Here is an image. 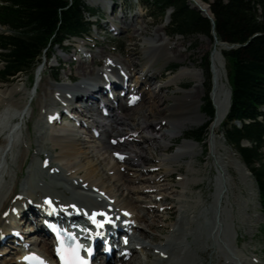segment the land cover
<instances>
[{
  "label": "bare ground",
  "instance_id": "obj_1",
  "mask_svg": "<svg viewBox=\"0 0 264 264\" xmlns=\"http://www.w3.org/2000/svg\"><path fill=\"white\" fill-rule=\"evenodd\" d=\"M87 1L93 6L101 5L104 9L111 8L110 0H107V3L103 0ZM194 2L208 13L203 3L202 5L200 4L201 2ZM169 15V13L166 14L165 19L169 20ZM121 17L123 16L120 15L119 19ZM137 17L138 13H135L130 19H125L126 23H128L125 25L126 28L116 27L113 20H110L113 24H108H111L112 28L118 32L119 30L120 32L121 30L125 32L130 26L129 23H135L134 19ZM142 28L134 27V33H140ZM165 35L169 39L168 34ZM84 46L82 45V47ZM166 47H172V44L168 43L165 37H162L157 43L152 40L144 41L141 52L146 59V63L141 75L132 69V64L129 62L126 65L121 63L119 57L111 55V52H108L111 53L108 55H99L104 62L105 68L103 67L101 70H95L89 74L86 73L88 68L85 69L84 66H92L97 60L98 55L97 53L94 55L81 53L80 58L86 59L89 62L85 64L79 61L76 70L78 75H82V79L77 83H72L73 80L69 75L64 76L66 82L56 83L59 80L52 75L50 77H53L52 81L54 82L48 80L42 85L43 69L41 68L38 71L37 83V87H41V96H38L36 106L33 108L31 104L26 106L23 103V98H16V95L23 93L25 86L22 88L14 85L10 88L6 86L5 89L0 88V264H24L21 254H18L16 259L12 261L2 257L3 254L11 252L20 253L26 251V253H39L46 258L52 256L48 243L37 238L29 240L25 238L26 234L23 236L25 230L22 231L21 225L24 223L30 224L27 233H38L46 236L47 232L41 225L43 220L52 223H62L67 218L66 216H72L87 222L89 216H92L94 213H96L95 216L98 220L103 222L110 220L115 224L114 227H118L125 232L127 243L122 245L116 240L114 234L110 233L111 227H106L105 225L103 231H105L106 236L97 244L96 254H102L103 252L101 242L116 249L117 251L108 256L109 264H124L127 259L129 263L137 264L139 260L135 256L138 250L145 254L147 260L144 263L139 262L140 264H200L201 257L199 254L203 251L212 252L215 264H256L253 260L240 256L235 250L234 244L236 239L235 233L232 231V208L230 209L231 204L228 196V193L234 189L235 184L227 169L233 167L241 183L244 185H251L252 182L248 177L247 170L235 158H232L229 152H225L224 157L214 156L219 153L220 149L224 151L226 149L218 145L213 137L210 139V147L214 156L213 160L214 166L217 168V175L215 177V190L211 196V203L206 210L200 212L203 216L205 214L210 215V219L207 222L205 221L206 224L204 223L207 226V232L205 233L206 238L202 245L196 244L195 241H188L192 232L190 225L193 223V219L197 217H191L193 213L186 205L180 206L178 211L180 218L174 222L173 229L170 231L171 235L166 240L165 238L154 237L155 235L152 236L153 233H157V230L159 231L162 228H159L160 226H157L154 221L149 219L161 223L163 220V217L157 216L155 210L157 209L159 213L164 212L172 215L173 209H162L163 205L161 208L159 205L154 206V208L150 206V208L146 209V212L148 211L151 214L136 215L134 213L135 208L139 206L143 208L144 206L138 201H128L118 211L115 208L116 205H110V203L114 204V200L113 202L111 200L116 197L108 192L101 194L104 192L103 186L107 183L105 180H101L97 184H90L88 181H85L81 185L79 183L78 185H74L71 182V189H69L66 186L67 180L64 178L65 175L62 176L60 174L62 169H59V167L53 169L54 171L50 169L51 162L47 159L49 157L45 156V149L43 147L36 150L35 153L36 162L38 164L41 163L42 166L40 167L39 165L34 177L30 175L33 174V171L27 173L24 183L20 186L19 193H17L19 187L17 175L18 173L21 174V170L29 158V152L32 147L30 144L26 147L24 141L21 139L23 136V126H25L26 136L30 134L26 119L29 122L35 113V109H38L37 116L40 117V122L43 120L41 125L43 124L44 128V131L34 130V132L36 131L35 138L38 140L42 136H46L45 134L48 133L50 126L59 124V118L64 116L65 111L69 110L71 113L77 112L74 104L75 100L82 105L80 106L81 110L76 113L79 120L69 118L70 121L73 124L77 122L79 125H83L84 120L87 123L90 122L91 127L88 129V132L92 135V138H96L97 141L102 143L104 149L110 151L112 157L122 156L120 165L119 162H115L117 168L112 169V171L114 170V174L112 175L117 183L120 182L123 186L128 187L127 185L129 184L133 185L142 181L146 190H154V183L156 184L157 181L166 179L167 176H162L158 180L152 177L141 180L143 177H141V174L145 172L144 163L153 161V158H151L153 155H150L149 149H153L155 153L168 152L173 140L183 137L186 125L202 124L206 117L201 111L204 82L202 80V71L200 70L181 67L174 78L168 82V84L174 83L183 78L194 80V87L191 90L182 92L181 97L165 95L162 99H157L154 91L150 94H144V90L141 89L142 86H146L148 81H150V78H147V76L158 60L168 62L174 59L173 53L168 52ZM222 50H224V46L217 43L210 56V70L213 82L211 100L214 106V117L210 123L212 133L226 120L231 97L230 88L228 89L221 81L224 68L221 55ZM151 79H154V77ZM3 84L5 83L3 82ZM37 87L36 93L38 91ZM167 88L166 85H162L158 88V92L161 93L160 91ZM101 98L103 99L101 100ZM167 101H171L172 104L164 107V103ZM134 103L135 107L131 108ZM53 109L59 112H52ZM103 110H106L105 114ZM16 117H19L17 121ZM99 130L102 131L99 132ZM93 131H97V133L94 135ZM141 134H156L157 137L151 136L147 139L146 137H142ZM189 138L190 136L182 138L181 148L170 157L164 156L161 160L162 162L160 161L162 164H168L167 173L177 171L175 166L179 165V160L185 156H189L190 158L195 156L197 143L190 142ZM67 143H61L65 144L60 149V154L63 155L61 156L64 159L76 155L75 146ZM9 156L13 158V168L10 165L9 167L7 166V158ZM122 167H126L124 171L120 170ZM138 167H140V170H138ZM164 167H166L165 164ZM133 168L135 169L133 170ZM10 169L14 176L9 178L8 184H6L4 174ZM126 172H133V175ZM133 176H135V179ZM35 177L41 178L43 182L40 183L43 186L45 185L46 188H50L46 191L51 190L56 195L67 193L66 196L69 195V200L57 201L53 199L57 197L44 195L39 185L35 184ZM168 177L172 178V176ZM87 180L89 179L87 178ZM178 181V186L186 188L190 183V181L183 178H179ZM29 184L32 185L31 188ZM29 188L32 193H37L38 196L31 194ZM135 190L138 191L137 193L141 191L138 188H135ZM162 190L161 188H156L153 193L161 195L160 191ZM164 190H167V188L164 187ZM17 194L19 197H15ZM98 195H102V197L100 196L99 198ZM48 200L55 206V209L52 210L54 212L50 211L51 209L45 204ZM157 201L160 202L161 200ZM168 201L171 203L169 199H162L163 203H168ZM238 205L240 206L241 204L238 203ZM151 208L152 211L149 212ZM83 212H86V214L83 215ZM241 212L240 210L239 213ZM100 213H103V216ZM122 219L135 224L130 227L131 233L128 230V225H131V223L123 224ZM243 219L245 218L242 216L241 222L245 224L246 221H243ZM249 220L248 217L247 221ZM139 223L144 224L145 229L140 231L141 233L137 237L136 233L139 231ZM14 233L23 236L24 240L22 242L17 240ZM27 235L30 236L31 234ZM4 238L6 239L5 242L1 243V239ZM106 239L108 240L106 241ZM148 239L150 240L149 243L146 242ZM122 252L123 255L121 256ZM151 253L155 257L153 262L149 260ZM118 254L119 257L117 256ZM211 264H214L213 261Z\"/></svg>",
  "mask_w": 264,
  "mask_h": 264
},
{
  "label": "rangeland",
  "instance_id": "obj_2",
  "mask_svg": "<svg viewBox=\"0 0 264 264\" xmlns=\"http://www.w3.org/2000/svg\"><path fill=\"white\" fill-rule=\"evenodd\" d=\"M103 1L107 3V0H103ZM110 1H111L110 2L111 8L104 9L103 7H101V5L93 6L87 0H83L84 4L87 7L92 8L97 12L93 17L91 16L89 17V15L85 14L86 19L91 20L92 22H96L94 23V26H92L91 34L88 37L89 40H83V41L75 40V42L73 40L70 42H66L63 46L64 48L62 47V49L59 48L55 49L54 51L55 56L51 58L48 62L43 61V63L40 64L38 68H35L32 72L28 71L26 73L18 75L16 79L17 78L19 79L17 80L15 79V81H11L5 84L0 82V88L2 89H5L6 87L10 88L14 85L20 86L22 88L25 86V90L23 91V93L16 95V98L17 97L23 98V103L26 104V106L31 104L33 108L36 106V101L38 99V96L39 97L41 96L40 95L41 87H37L38 73L37 75H35L36 71H39L41 68L43 69L42 82H41L42 85L44 84V82L48 80L52 81L53 77L59 80L56 83L66 82V79L64 77L65 75H69L72 78L73 80L72 83L80 82V80L82 79V75L81 74L78 75V72L76 70V68L79 65V61L85 64L89 62L86 61V59L80 58V55L83 52L84 54L87 55L90 54L94 55L95 53H97L98 55L97 60L92 66L90 65L84 66L85 69L88 68L86 71V73L88 74L95 70L96 71L101 70L104 67V62L102 61V58L99 55L103 56L105 54L108 55L112 53L111 55L119 57L121 63L126 65L129 62L130 64H132V69H134L137 73H139V75H141L143 71L142 69L144 68L146 63V59L141 52L144 46V41L152 40L157 43L159 40H161L162 37H165L168 43L172 44V47H168V48L166 47V49H168V52L173 53L174 59L169 60L168 62L158 60L156 64L152 67L150 74L147 76V78H150L149 79L150 81H148L146 86H142L143 88L141 87V89L144 90V94H150L154 91L155 93L154 95L155 97H157V99H162L163 96L165 95L167 96L174 95L181 97L182 92L191 90L194 87L193 86L194 80L191 78H183L174 83L168 84V82L172 78H174V76L178 73L181 67H187L188 69L195 68L197 70L202 71V80L204 82V87L202 89L203 97H202L201 111L203 114H205L204 108L206 107V103L210 101V104L211 105L213 104L211 100L213 82H212V74L210 70V56L215 48V44L213 43V40H210L204 36L183 38L181 36L167 35L170 39L169 40L165 35L169 33L168 25H167L169 24V20L165 19L166 16L160 17L157 15H152L150 11H148L146 8H144V6H142L139 0H110ZM194 1L200 3V1L198 0H194ZM204 7L206 8L205 5ZM114 10L115 13H112ZM135 13H138V17L134 19V21L136 22L133 24L129 23L130 26L128 25L129 27L125 32H122V30L121 32L120 30L118 32L112 28L111 24H108V23L113 24V22H110V20H113L115 21L114 24L116 25V27L126 28L125 25H127L128 23H126L125 19L127 18L130 19ZM168 13L170 14L171 12L168 11L167 14ZM120 15H122L124 18L121 17L119 19ZM130 22L132 21L130 20ZM134 27L137 28L143 27V28L140 33L135 34ZM5 31H6L5 28L0 27V34ZM72 43L75 47L74 46L70 47ZM82 45L85 46L82 47ZM63 49L70 50V53L68 54L63 52L64 51ZM223 51L225 50H222V52ZM119 54L122 57L118 56ZM222 60L224 63V68L222 71L221 81L222 84L229 89L230 86H229V80L227 74V63L224 60L223 56H222ZM175 66L178 67L175 68ZM1 69H2V64L0 63V71ZM52 75L53 77L51 78L50 76ZM153 77L154 79H151ZM162 85H166V88L167 87L168 88L163 90L164 92L160 91L161 93H159L158 88ZM35 87H37L38 89L37 93L34 90ZM102 99L103 98H101V100ZM74 104H75V108L77 109V112L80 111L81 110L80 106L82 105L79 104L77 100H75ZM171 104H172L171 101H167L164 103V107L170 106ZM134 105L135 103L131 106V108L135 107ZM54 111L57 110L53 109L52 112ZM77 112L74 111L71 113V116H73L74 119L75 118L78 119L76 114ZM37 114H38V109H35V113L31 118V120L28 122L27 121L28 119H26V124L28 125L30 130V134L28 136H26L25 134V126H23L22 128V133H23L22 141H24L26 147L29 144L32 147L29 152V158L21 170V174L18 173L17 175L19 181V187L17 189V193H19L20 186L24 183V179L27 173L33 171V174L30 175L34 177L36 176L35 175L36 170H38L39 165L40 167L42 166L41 163L38 164L36 162L35 153L36 150L40 148L42 149L43 147L45 149V156L49 157L47 159H49V162H51L50 169L52 171H54L53 169H55L56 167L62 169L60 174L62 176L65 175L64 178L65 180H67L66 186L69 189H71L70 188L71 182H73L74 185H78V183L81 185V183L85 181H88L90 184L92 183L97 184L98 182H101V180H105L107 183H105V185L103 186L104 192H102L101 194L108 192L112 196H115L116 198L111 200L112 202L114 200L113 202L114 204L110 203V205H116L115 208L118 211L122 209L123 208L122 205L125 202L127 203L128 201H132V202L138 201L139 203H142V205L144 206L143 208L140 206L135 208L134 213L136 215L147 214L148 211L146 212V209L150 208V206L154 208V206L159 205L161 208L163 205L162 209H173L174 212L172 215L170 213L168 214L164 212L159 213L157 209H156L157 211L155 210L157 216L159 215L163 217L162 223L156 222V220L153 219H149L151 221H154V223L157 226H160L159 228H162L161 230L159 229V231L157 230V233H153L152 236L155 235L154 237L165 238V240L171 235L170 231L173 229L172 227L174 222H176L180 218L178 212L180 206L186 205L187 208L191 210L193 213L191 217L192 218H195V216L197 217L193 219V223L190 225V229L192 232L188 241L190 242L195 241L196 244L199 245H202L203 242L205 241L206 238L205 233L207 232L206 231L207 226L204 225V223L205 221L207 222V220L210 219L209 217L210 215L205 214V216H203L201 215L200 212H202V210L203 211L206 210V208L209 207L212 199L211 196L213 195L215 190L214 183H215V177L217 175V168L216 166H214V160H213L214 156L224 157L225 152H229L230 156L232 158H235L246 169V167L241 162L235 150L227 144V142L225 141L222 135V130L226 123V120H224L214 133L211 132V127H210L209 134L206 137L202 138L203 142L196 144L191 140L190 142H193L197 145V148L195 149V156L192 158H190L189 156H185L184 158L179 160L180 166L179 165L175 166V169H177V171L167 173L166 170H168L167 169L168 164L163 162L166 165V167H164V164L161 163L162 158L164 156L170 157L171 155L175 154L178 151V149L181 148L183 141L182 138L187 136L193 137V135L197 136L195 131L200 132L201 130H203V128L206 125L210 124L211 119H208L207 117L204 116L205 117L204 123L186 125V129L183 133V137L173 140L172 144L170 145L171 148L169 149L168 152L155 153L153 149L152 150L149 149V151L151 152L150 155L151 154L153 155L151 157L153 158V161L149 163H144L143 166L145 168V172L144 174H141V177L143 176L141 180L149 179L150 177L156 178L158 180V178H162V176L163 177L167 176L166 179H161L157 181L156 184L154 183L153 187H155V189L156 188L163 189L162 191H160L161 195H156L155 193H153L155 189L146 190L145 187L143 186L142 181H139L137 184H133V185L129 184L127 185L128 187H126L123 186L122 183L120 182L117 183L114 180V176L112 175L114 174L113 172L114 170L112 171V169L117 168L115 162L116 163L119 162L120 165L122 156L112 157L110 151L104 149L102 143L97 141L96 138H92V135L88 132V126H90V122L87 123L86 120H84L83 125L81 124L79 125V127H76L75 124H73L71 121L68 122L66 118L63 119L60 117L59 124L57 126H50L48 133L45 134L46 136H42L40 139H38L39 140L38 141L37 138H35L36 131L37 130L44 131V128H43V124L41 125V122L43 123V120H41L40 122V117H38ZM38 121L40 122V126ZM34 130L36 131L34 132ZM101 131L102 130H99V132ZM93 132L95 134L97 133V131H93ZM141 135L142 137H146L147 139L151 136L157 137L156 134L153 135L141 134ZM211 137L214 138V140L218 145L224 147L226 151L220 149L219 153L213 156L210 147ZM62 142H68L67 144L74 145L76 155L68 159L62 158L63 155L60 154L61 153L60 149L61 147L65 146V144H61ZM243 145L248 146L247 143H243ZM12 160H13L12 156H9L7 158L8 167L10 165L13 168L14 165ZM125 168L126 167H122L120 168V170L124 171ZM134 169L135 168H133V170ZM138 170H140V167H138ZM227 171L229 175H231L232 180L235 184L234 189H232L231 192L228 193L230 199L229 201L231 204L230 209L232 208L231 209V215L233 218L232 231L235 233V239H236L234 244L235 250L240 256L248 260L251 259L256 264H264V218L263 215L261 214V208L258 201V193H257L256 185L248 171H247L248 177L252 182L251 185L248 184L244 185L243 183H241L233 167L228 168ZM6 172L7 173H5L4 175L5 176L7 175L6 184H8L9 178H12L14 175L11 169ZM126 173L133 175V172L132 173L126 172ZM168 176H172V178H169ZM87 178L89 180H87ZM133 178L135 179V176H133ZM179 178H183L184 180L190 181L187 188L184 186H178ZM34 179H35L34 181L35 184L39 185L40 190L43 192L44 195L57 197V198H53L57 201L69 200L68 199L69 195L66 196L67 193L64 194L65 195L64 197V195L61 194L56 195L51 190L46 191L47 189L50 188H46L45 185L43 186L40 183L43 182V180H41V178L38 177H35ZM107 180L111 182L109 183ZM29 187L31 188L32 185L29 184ZM164 187H166L167 190H164ZM30 188H29V192H31V194H33L34 196H38L37 193H32V191H30ZM135 188L141 190L139 191L140 193H137L138 191L135 190ZM184 188H186V190H184ZM73 192L75 191L73 190ZM98 196L102 197V195H98ZM15 197H19V195L17 194V196ZM233 197H235V199H233ZM159 199L161 200L160 202L157 201ZM162 199L163 200L169 199L171 200V203L169 201L168 203H163ZM238 203H240L241 205L239 206ZM152 208L151 210L149 209V212L152 211ZM240 210L242 211L241 212L242 214L239 213ZM200 215L201 217H199ZM242 216L245 218L243 219V221H246L245 224L241 222ZM248 217L250 219L249 221H247ZM127 223H131V222L127 221ZM29 225L30 224L27 225L26 223L21 225L22 231L25 230L23 236H25L24 234H27V229L30 227ZM132 225L135 224L131 223V225L128 226L129 230ZM139 225H140V227L138 228L139 231H137L136 233L137 237H139L141 233L140 231L145 229L144 224L139 223ZM130 231L132 232V230ZM25 238L29 240H35L36 236L34 234L30 236L26 235ZM43 241L45 243H48L44 239ZM146 242L149 243L150 240L148 239L146 240ZM199 255L201 257L200 264H211L212 261L214 264L216 263L214 262L212 252L210 251H203ZM149 256H150L149 260L153 262V260L155 259V257H153V253H151V255ZM2 257L12 261L15 260L17 256L15 252H11L9 254L7 253L3 254ZM135 257L139 260L137 261V264H140L139 262L142 263L147 262L145 254L140 250L137 251ZM124 264H132V263H129L127 259L124 262Z\"/></svg>",
  "mask_w": 264,
  "mask_h": 264
},
{
  "label": "trees",
  "instance_id": "obj_3",
  "mask_svg": "<svg viewBox=\"0 0 264 264\" xmlns=\"http://www.w3.org/2000/svg\"><path fill=\"white\" fill-rule=\"evenodd\" d=\"M139 1L152 15L172 10L168 36L213 40L214 32L219 42L233 46L222 52L231 90L222 135L253 178L264 218V0H200L209 5L213 24L191 9L189 0ZM96 13L83 0H0V27L6 29L0 34V81L32 72L67 41L88 37L92 24L85 14ZM204 113L214 117L210 101ZM209 128L189 139L203 142Z\"/></svg>",
  "mask_w": 264,
  "mask_h": 264
},
{
  "label": "water",
  "instance_id": "obj_4",
  "mask_svg": "<svg viewBox=\"0 0 264 264\" xmlns=\"http://www.w3.org/2000/svg\"><path fill=\"white\" fill-rule=\"evenodd\" d=\"M189 1H190V2H189V5H190L191 9L198 11V12H199L201 15H203L205 18L209 19V20L212 22V24H213V20H212V18H211V14H210L209 5H207V4L203 3V2H201L200 0H198V1H200L201 3H203V4L206 6V8H207V10H208V13H206L204 9H202L200 6H198V5L194 2V0H189ZM193 3H194V5H193ZM212 37H213V43H214V44H217V43L222 44V45L224 46V50H230V49H232V46H229L227 43H221V42H218V40H217L216 35H215L214 32H212Z\"/></svg>",
  "mask_w": 264,
  "mask_h": 264
}]
</instances>
